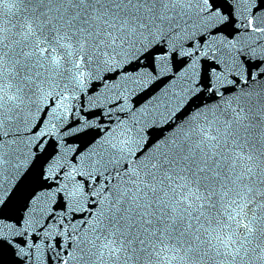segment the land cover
<instances>
[{
    "label": "snow or ice",
    "instance_id": "1",
    "mask_svg": "<svg viewBox=\"0 0 264 264\" xmlns=\"http://www.w3.org/2000/svg\"><path fill=\"white\" fill-rule=\"evenodd\" d=\"M0 264H264V0H0Z\"/></svg>",
    "mask_w": 264,
    "mask_h": 264
}]
</instances>
